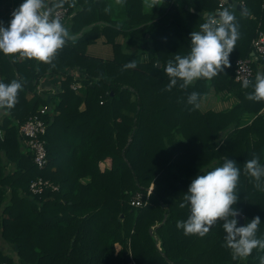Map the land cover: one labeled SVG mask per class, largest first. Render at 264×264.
Instances as JSON below:
<instances>
[{
	"label": "trees",
	"instance_id": "obj_1",
	"mask_svg": "<svg viewBox=\"0 0 264 264\" xmlns=\"http://www.w3.org/2000/svg\"><path fill=\"white\" fill-rule=\"evenodd\" d=\"M23 2L0 0L3 26ZM121 2L117 19L108 0H47L51 9L68 8V30L76 34L51 64L0 52V82L22 84L15 106L0 109V264H260L259 248L233 259L222 246L223 221L203 237L176 225L190 214L180 204L191 182L227 157L241 171L234 207L244 224L260 217L256 235L264 239V178L257 188L244 171L254 155L264 165V101L246 98L264 61L252 64L247 89L234 80L233 64L264 31V0H245L246 13L219 0H155L152 9L145 0ZM217 9H228L238 25L231 67L165 91L163 64L189 53L190 33ZM131 60L136 68L124 69ZM73 68L85 76L78 91L69 87ZM45 77L58 79L49 99L36 92ZM211 90L229 93L233 104L192 110L188 95L198 92L199 103ZM43 105L50 106L47 163L38 168L18 127ZM37 177L58 189L32 194L28 185ZM151 185L148 204H130Z\"/></svg>",
	"mask_w": 264,
	"mask_h": 264
},
{
	"label": "clouds",
	"instance_id": "obj_2",
	"mask_svg": "<svg viewBox=\"0 0 264 264\" xmlns=\"http://www.w3.org/2000/svg\"><path fill=\"white\" fill-rule=\"evenodd\" d=\"M150 9L156 5L155 0H145ZM12 19L7 27L0 23V52L10 57H20L51 64L57 53L72 39L70 32L61 20L53 15L47 0H24L11 13ZM191 47L187 55H175L174 60L163 64V71L170 82L164 89L171 91L179 83L186 90L199 79L211 80L225 68L231 67L229 56L239 38L238 25L235 16L223 9L217 15H208L200 24L198 31L190 33ZM135 60L124 65V69L136 68ZM251 81L245 79L242 87L247 89ZM22 84L13 80L8 84L0 82V109H11L15 106ZM200 94L192 92L187 103L192 110L199 108ZM248 100L264 101V72H257L253 92L246 97ZM245 173L256 182L255 187L261 188L264 178V165L259 157L244 163ZM241 171L237 162L224 158L219 167H215L197 176L183 195L181 208L188 207L190 214L186 220L177 221V228L183 229L185 235L205 236L210 228L223 221L222 227L226 233L222 246L231 250L233 259L246 258L254 249L264 250V239L257 238V230L261 223L260 217H254L250 222L238 227L237 217L240 210L234 206L238 202L237 186ZM264 264V256L260 257Z\"/></svg>",
	"mask_w": 264,
	"mask_h": 264
},
{
	"label": "built area",
	"instance_id": "obj_3",
	"mask_svg": "<svg viewBox=\"0 0 264 264\" xmlns=\"http://www.w3.org/2000/svg\"><path fill=\"white\" fill-rule=\"evenodd\" d=\"M238 4L244 7L245 0H238ZM224 3L220 1L219 6ZM49 6V5H48ZM53 15L57 16L61 23L66 27L68 21L72 17L67 7H56L52 9ZM12 13V11L10 10ZM252 51L250 55L245 58H238L234 61V80L243 83L245 79L251 80L254 69L253 63L264 61V31L258 30L256 36L251 40ZM256 59V62L254 60ZM74 80L70 83V89L78 91L83 84L80 79L85 76L81 74L76 68L69 71ZM49 111L48 105H43L38 110L29 116L25 121L19 124L18 132L22 137L23 144L30 150L33 156V162L38 168H42L47 163L46 140L44 138L47 120L46 114ZM29 191L38 195L45 191V189L57 190L58 185L52 183L48 179L37 177L32 179L28 185ZM152 192V185L147 188L146 193L137 192L131 198L130 204L136 207L144 206L149 202V196Z\"/></svg>",
	"mask_w": 264,
	"mask_h": 264
},
{
	"label": "crops",
	"instance_id": "obj_4",
	"mask_svg": "<svg viewBox=\"0 0 264 264\" xmlns=\"http://www.w3.org/2000/svg\"><path fill=\"white\" fill-rule=\"evenodd\" d=\"M219 1H222V0H219ZM232 1L235 2V3H238L237 0H232ZM222 2L223 3H227V2H224V1H222ZM233 8H235V7H233ZM218 11H220V9L216 10L217 13H219ZM202 13H206L207 14L206 11H202L200 14H202ZM70 21H71V19L68 21V23L66 25L67 28H69V26H70ZM70 35L72 37L76 36V34H74V33L72 34L71 32H70ZM148 56H149L148 54H145L144 58L147 59ZM254 62H256V59L254 60ZM255 64H257V63H255ZM40 80H42V84L39 87L37 85L36 92L41 94V95H44L47 98L48 97L50 98L57 91L58 79L45 77V78H42ZM207 95L203 96L201 98V100L199 101V105H200L199 109L201 111H206V110H224L226 108H229L234 102V98L229 93H224L221 96H218L213 90H211ZM27 97L28 98H32L33 97V93L29 92L27 94ZM1 110H3V109H1ZM49 110H50V106H49Z\"/></svg>",
	"mask_w": 264,
	"mask_h": 264
},
{
	"label": "rangeland",
	"instance_id": "obj_5",
	"mask_svg": "<svg viewBox=\"0 0 264 264\" xmlns=\"http://www.w3.org/2000/svg\"><path fill=\"white\" fill-rule=\"evenodd\" d=\"M238 1V0H237ZM110 9L113 13V15L115 16V18L117 19H121L124 16L123 11L120 10V6H121V0H108ZM149 8V7H148ZM238 59V58H236ZM235 59V60H236ZM234 60V61H235ZM234 64V63H233ZM42 84V80L39 81L38 83V87ZM218 96H221V93H216ZM208 96V95H207ZM1 242H4L3 240H0ZM10 252V249L8 250Z\"/></svg>",
	"mask_w": 264,
	"mask_h": 264
},
{
	"label": "water",
	"instance_id": "obj_6",
	"mask_svg": "<svg viewBox=\"0 0 264 264\" xmlns=\"http://www.w3.org/2000/svg\"><path fill=\"white\" fill-rule=\"evenodd\" d=\"M222 1L227 2V3H231V5L233 7H235L236 10L240 11L241 13H246L247 12V10L244 7H241L238 3H235L232 0H222ZM218 12H220V11H218ZM202 15L205 16L206 13H202ZM157 66H160V62L157 63ZM237 221H238V224H237L238 227L244 225V220H243V217L241 215L237 217ZM149 231L151 233L152 232V228H150ZM128 260H130V258H128Z\"/></svg>",
	"mask_w": 264,
	"mask_h": 264
}]
</instances>
